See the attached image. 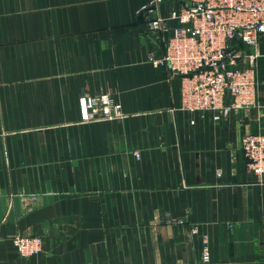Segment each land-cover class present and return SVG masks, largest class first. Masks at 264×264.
I'll list each match as a JSON object with an SVG mask.
<instances>
[{
    "label": "crops",
    "instance_id": "1",
    "mask_svg": "<svg viewBox=\"0 0 264 264\" xmlns=\"http://www.w3.org/2000/svg\"><path fill=\"white\" fill-rule=\"evenodd\" d=\"M149 2L0 0V264H264V181L241 148L264 133V42L241 47L256 107L183 110L179 76L149 60L180 4L151 31ZM100 93L123 117L81 124L79 97Z\"/></svg>",
    "mask_w": 264,
    "mask_h": 264
},
{
    "label": "built area",
    "instance_id": "2",
    "mask_svg": "<svg viewBox=\"0 0 264 264\" xmlns=\"http://www.w3.org/2000/svg\"><path fill=\"white\" fill-rule=\"evenodd\" d=\"M165 1L180 4L179 10L171 14L177 25L162 47L151 48L149 60L179 76L181 108L209 112L219 121L231 113L256 107L258 55L241 47L257 48L264 42V0H150L143 11L154 14L149 22L151 31L165 26V20L159 16V7ZM79 113L81 124L123 117L121 105L106 93L82 94ZM241 148L248 171L263 182L264 133H247ZM135 157L140 160V153L135 152ZM13 240L22 257L42 252L40 236L18 235ZM202 260L210 262L206 238Z\"/></svg>",
    "mask_w": 264,
    "mask_h": 264
}]
</instances>
